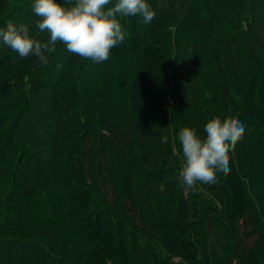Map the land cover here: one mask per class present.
<instances>
[{
    "label": "trees",
    "instance_id": "trees-1",
    "mask_svg": "<svg viewBox=\"0 0 264 264\" xmlns=\"http://www.w3.org/2000/svg\"><path fill=\"white\" fill-rule=\"evenodd\" d=\"M146 2L102 63L0 38V264H264V0ZM33 4L0 0V29L47 41ZM213 116L245 132L186 192L180 129Z\"/></svg>",
    "mask_w": 264,
    "mask_h": 264
},
{
    "label": "clouds",
    "instance_id": "clouds-1",
    "mask_svg": "<svg viewBox=\"0 0 264 264\" xmlns=\"http://www.w3.org/2000/svg\"><path fill=\"white\" fill-rule=\"evenodd\" d=\"M32 10V23L40 33L47 34V41L31 36L29 25L12 21L0 29V38L19 57L34 56L45 66L57 43L93 63L107 61L110 49L125 40L121 18L140 16L144 24H149L155 16L146 0H34ZM244 132L245 126L238 119L219 116L205 123L203 137L194 128H181L177 178L184 190L195 191L198 183H215L217 172L227 176L231 171L229 153ZM167 141V136L162 137V143Z\"/></svg>",
    "mask_w": 264,
    "mask_h": 264
}]
</instances>
